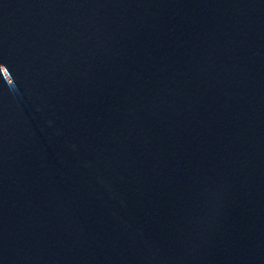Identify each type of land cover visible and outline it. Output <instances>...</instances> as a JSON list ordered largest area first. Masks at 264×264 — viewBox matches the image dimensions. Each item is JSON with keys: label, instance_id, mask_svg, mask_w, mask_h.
Instances as JSON below:
<instances>
[{"label": "water", "instance_id": "water-1", "mask_svg": "<svg viewBox=\"0 0 264 264\" xmlns=\"http://www.w3.org/2000/svg\"><path fill=\"white\" fill-rule=\"evenodd\" d=\"M0 264H264V0H0Z\"/></svg>", "mask_w": 264, "mask_h": 264}]
</instances>
